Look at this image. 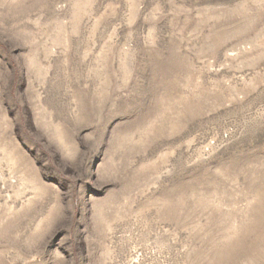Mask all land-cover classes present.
I'll list each match as a JSON object with an SVG mask.
<instances>
[{"label": "rangeland", "instance_id": "rangeland-1", "mask_svg": "<svg viewBox=\"0 0 264 264\" xmlns=\"http://www.w3.org/2000/svg\"><path fill=\"white\" fill-rule=\"evenodd\" d=\"M0 264H264V0H0Z\"/></svg>", "mask_w": 264, "mask_h": 264}]
</instances>
